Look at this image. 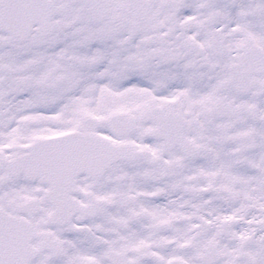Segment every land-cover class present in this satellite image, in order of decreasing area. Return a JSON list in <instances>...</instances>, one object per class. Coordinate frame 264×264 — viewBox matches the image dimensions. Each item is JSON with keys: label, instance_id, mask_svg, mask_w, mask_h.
<instances>
[{"label": "snow or ice", "instance_id": "6c2138e0", "mask_svg": "<svg viewBox=\"0 0 264 264\" xmlns=\"http://www.w3.org/2000/svg\"><path fill=\"white\" fill-rule=\"evenodd\" d=\"M0 264H264V0H0Z\"/></svg>", "mask_w": 264, "mask_h": 264}]
</instances>
